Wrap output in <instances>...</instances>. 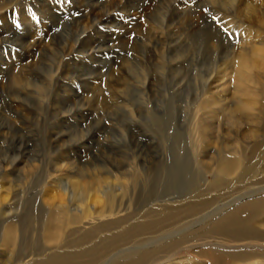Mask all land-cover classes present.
<instances>
[{"label": "rangeland", "instance_id": "374dc122", "mask_svg": "<svg viewBox=\"0 0 264 264\" xmlns=\"http://www.w3.org/2000/svg\"><path fill=\"white\" fill-rule=\"evenodd\" d=\"M263 223L264 0H0V264H264Z\"/></svg>", "mask_w": 264, "mask_h": 264}, {"label": "bare ground", "instance_id": "6f19581e", "mask_svg": "<svg viewBox=\"0 0 264 264\" xmlns=\"http://www.w3.org/2000/svg\"><path fill=\"white\" fill-rule=\"evenodd\" d=\"M249 1V0H248ZM260 1V0H259ZM248 5V4H247ZM255 6H257V5H255ZM254 6V7H255ZM250 7V6H249ZM248 7V8H249ZM251 8V7H250ZM246 10V9H245ZM244 10V11H245ZM248 10V9H247ZM246 10V11H247ZM257 10V8L255 9V11ZM259 10V9H258ZM246 11L244 12V13H246ZM254 10H252V9H249L248 10V17H249V20L250 21H252L253 19H257V12H255ZM260 11V10H259ZM247 14V13H246ZM256 15V16H255ZM246 16V15H245ZM247 17V16H246ZM246 17H244V18H246ZM248 17H247V21L249 22V20H248ZM253 22V21H252ZM257 22H259V21H257ZM260 23V22H259ZM256 25V24H255ZM256 55V54H255ZM242 57V56H241ZM257 59V58H256ZM240 60V61H239ZM238 61H239V63H238V66H239V69H237L238 71H237V74L238 73H241V72H243V76H246L247 77V81L249 82V83H253V84H256L257 83V80H256V78H254L253 76H252V72H253V70L256 68V70H257V67H260L263 63H260V62H257V60H255V62H254V64H250V62H249V60L248 59H246L244 56H243V58H240ZM252 61V60H251ZM251 63H253V62H251ZM262 67V66H261ZM258 71H261V70H258ZM254 74V73H253ZM242 78V77H241ZM244 78V77H243ZM262 80V79H261ZM260 85V84H259ZM259 93V92H258ZM257 93V94H258ZM257 94H254V95H252L253 96V98L251 99L252 100V102H253V104H254V102L257 100ZM250 95V94H249ZM247 97V96H246ZM249 98H250V96H249ZM246 100H248V99H246ZM250 100V99H249ZM252 105V103H242L241 105H239V106H237L234 110H233V114L235 113H237L239 110H242V109H248V108H250V106ZM232 117H234V115H232ZM236 117V116H235ZM238 120V119H237ZM242 155V154H241ZM234 160V161H233ZM225 162H223L222 164H221V169L223 170V171H226V172H230V171H232V169H234V168H236V167H238L239 165H240V163H241V157H240V155L239 156H236L235 157V159H225L224 160ZM242 164V163H241ZM254 193V192H253ZM258 197V196H257ZM254 198V197H253ZM259 199V198H258ZM258 199H255L256 201H258ZM248 200V199H247ZM261 200V199H260ZM250 201V200H249ZM248 201V203H246V204H244V202H243V204L244 205H242V206H239V207H237V208H235V209H233V210H231L229 213H227L225 216H223V218L220 220V228H222V229H224V230H226L227 231V233H229V235H232V234H237V233H240V232H244L246 229H247V227H248V225L250 224V222H251V220L252 219H254L256 216H255V214L256 213H254V212H256V211H259L260 210V208L261 207H256L255 208V206H256V204L258 203V202H255L254 200V202L252 201H250L249 202ZM258 205H260V204H258ZM230 208H232V207H230ZM246 213H247V216H245L246 215ZM245 214V215H244ZM255 216V217H254ZM262 223V222H261ZM264 224V223H263ZM58 232L57 231H55V232H53V235L52 236H56V234H57ZM241 236V235H240ZM241 238V237H240ZM7 239L9 240V241H12L13 240V236H12V233H10V232H8V236H7ZM53 239V238H52ZM259 239H261V238H259ZM54 240V239H53ZM263 240V239H262ZM239 241V240H238ZM245 241V240H244ZM235 243H236V241H234ZM238 243V242H237ZM242 243V242H241ZM249 244V243H248ZM239 245V244H238ZM246 245V244H245ZM245 245H243V246H245ZM258 245V244H257ZM226 246V245H225ZM229 246V245H228ZM248 246V245H247ZM234 248H236L237 246H233ZM237 249H239V248H237ZM247 249V248H246ZM253 249V248H252ZM235 250V249H234ZM249 250H250V248H249ZM259 250V249H258ZM243 251V250H242ZM244 252V251H243ZM238 253V252H237ZM252 254V253H251ZM212 259V258H211ZM61 264H66V262L65 261H62V262H60Z\"/></svg>", "mask_w": 264, "mask_h": 264}]
</instances>
